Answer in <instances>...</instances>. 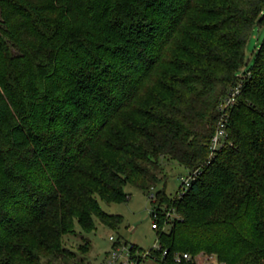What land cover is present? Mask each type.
<instances>
[{
	"label": "trees",
	"instance_id": "trees-1",
	"mask_svg": "<svg viewBox=\"0 0 264 264\" xmlns=\"http://www.w3.org/2000/svg\"><path fill=\"white\" fill-rule=\"evenodd\" d=\"M263 22L264 0H0V264H86L68 239L118 229L102 203L129 185L158 214L145 261L264 264ZM166 159L197 171L175 197L153 192Z\"/></svg>",
	"mask_w": 264,
	"mask_h": 264
},
{
	"label": "rangeland",
	"instance_id": "rangeland-1",
	"mask_svg": "<svg viewBox=\"0 0 264 264\" xmlns=\"http://www.w3.org/2000/svg\"><path fill=\"white\" fill-rule=\"evenodd\" d=\"M263 39L264 22L261 25L257 24L249 36L245 49L247 64L252 61L254 52ZM164 164L166 180L153 192L163 188L164 184H166V193L170 197H175L181 186L182 177L188 176L190 171L174 160L166 159ZM127 191L130 194V198L126 202L102 203V207L107 212L123 215L124 221L118 229H112L97 220V227L91 232H84L77 226V236H71L68 239V243L72 247H76L84 239L91 241L92 248L85 256L86 264H103L113 247V242L110 240L111 236L115 238L121 237L131 243L138 244L144 250H148L157 244V230L152 227L151 212L153 205L149 194L131 185L127 186ZM187 253L192 257V264H217L218 262L215 254L208 253L205 250Z\"/></svg>",
	"mask_w": 264,
	"mask_h": 264
},
{
	"label": "built area",
	"instance_id": "built-area-1",
	"mask_svg": "<svg viewBox=\"0 0 264 264\" xmlns=\"http://www.w3.org/2000/svg\"><path fill=\"white\" fill-rule=\"evenodd\" d=\"M242 82H240L236 87H234L231 90V93L228 97L224 99L222 104L220 105V111H221V117L218 122L217 130L212 138L211 141V149L212 151H215L218 149L224 142V140L227 137V122L229 114L227 113V109L230 106H233L236 102V97L241 91ZM197 171H194L191 174H188L186 177H182V183L184 185L183 191L181 194L184 193V191L189 187L191 180L196 176ZM153 197V194L151 195ZM151 216L153 219L152 227L156 229L158 226L156 223H158V214L155 211L151 212ZM110 240L113 242L112 250L108 253L106 256L103 264H152V261L154 262V258L145 261L146 257L150 254V250H144V251H134L132 249L133 245L131 242H127V240L121 238H115L114 236L110 237ZM153 249H159L160 244L157 242V244L152 247ZM168 253V251H164V254ZM174 259L176 263H183L186 262V264H191L192 257L187 252H181L176 253L174 256ZM218 264V262H217Z\"/></svg>",
	"mask_w": 264,
	"mask_h": 264
}]
</instances>
